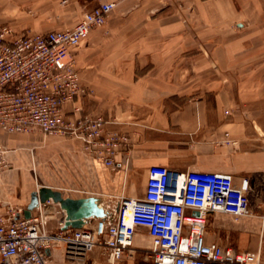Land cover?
Returning <instances> with one entry per match:
<instances>
[{
	"label": "crops",
	"instance_id": "1",
	"mask_svg": "<svg viewBox=\"0 0 264 264\" xmlns=\"http://www.w3.org/2000/svg\"><path fill=\"white\" fill-rule=\"evenodd\" d=\"M112 1L105 24L72 49L87 95L64 109L76 104L82 113L103 114L106 128L127 136V143L107 166L86 153L80 139L0 130L3 158L16 163L0 177V197L26 206L32 191L48 186L64 196H96L105 205L112 197H140L150 165L228 173L235 182L247 177L246 213L237 219L210 213L205 239L238 252L259 250L264 264L263 0ZM95 5L0 0V23L61 29ZM27 8L33 17L23 14ZM28 161L35 187L25 186ZM144 240L150 236L140 227L134 243ZM47 256L49 264H73L61 242ZM86 264H107L99 247ZM117 264L152 263L139 253Z\"/></svg>",
	"mask_w": 264,
	"mask_h": 264
},
{
	"label": "built area",
	"instance_id": "2",
	"mask_svg": "<svg viewBox=\"0 0 264 264\" xmlns=\"http://www.w3.org/2000/svg\"><path fill=\"white\" fill-rule=\"evenodd\" d=\"M115 5L96 0L72 26L42 32L0 23L1 131L77 138L94 159L114 165L127 136L108 130L101 113H82L76 104L66 111L64 105L87 95L72 49L92 28L105 24ZM248 191L247 177L235 182L228 173L150 165L140 197L109 198L101 204L105 215L80 228H63L64 211L51 199L39 202L25 218V205L0 197V264H49L47 252L57 242L73 264H86L96 247L107 264L132 262L143 251L134 243L140 227L150 236L146 255L152 264H261L259 250L238 252L205 239L209 214L244 215Z\"/></svg>",
	"mask_w": 264,
	"mask_h": 264
},
{
	"label": "water",
	"instance_id": "3",
	"mask_svg": "<svg viewBox=\"0 0 264 264\" xmlns=\"http://www.w3.org/2000/svg\"><path fill=\"white\" fill-rule=\"evenodd\" d=\"M51 199L64 211L63 228H80L89 218L102 217L105 210L96 196L70 197L48 186H41L30 194L24 210V217L30 216L31 210L39 203Z\"/></svg>",
	"mask_w": 264,
	"mask_h": 264
},
{
	"label": "rangeland",
	"instance_id": "4",
	"mask_svg": "<svg viewBox=\"0 0 264 264\" xmlns=\"http://www.w3.org/2000/svg\"><path fill=\"white\" fill-rule=\"evenodd\" d=\"M262 9L264 10V0H263V5H262ZM21 13H23V12H21ZM26 17H28V18H31V17H33L34 16V10H31V9H26V11L23 13ZM262 20H264V18H262ZM13 26V25H12ZM15 28V27H14ZM16 29V28H15ZM24 29H29V30H32V31H37V30H33L32 28H30V27H25V28H22V29H16V30H24ZM28 170L29 171H27L26 173H27V175L29 176V178L28 179H26L27 180V183H25L26 185V187H35L36 186V184H35V180H34V178H32L31 177V175L30 174H32L33 173V166L31 165V162L30 161H28ZM14 166H16V163H7L5 160H4V165L3 164H1L0 165V177H3L4 175H6V173L10 170V169H12ZM35 172H36V170H35ZM45 178L43 177V178H41V180L43 181ZM28 181H29V183H28ZM13 186V185H12ZM137 190V189H136ZM13 202V201H12ZM209 217V216H208ZM208 217H207V220H208ZM235 219H237L236 217H234ZM92 220L94 221L95 219L94 218H92ZM207 223V222H206ZM150 243H151V240H144V244H143V246H141V248H143V251H141L140 253L142 254V258L144 259V260H149L151 263H152V257L151 256H148V255H146V251L148 250V248L150 247ZM99 249H101L102 250V248H100L99 247ZM150 253V252H149ZM137 258H138V256H137ZM136 258V259H137ZM141 261V260H140Z\"/></svg>",
	"mask_w": 264,
	"mask_h": 264
},
{
	"label": "bare ground",
	"instance_id": "5",
	"mask_svg": "<svg viewBox=\"0 0 264 264\" xmlns=\"http://www.w3.org/2000/svg\"><path fill=\"white\" fill-rule=\"evenodd\" d=\"M90 219V218H89Z\"/></svg>",
	"mask_w": 264,
	"mask_h": 264
}]
</instances>
